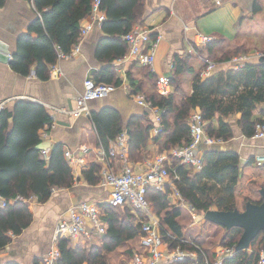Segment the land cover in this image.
<instances>
[{
  "label": "trees",
  "instance_id": "obj_1",
  "mask_svg": "<svg viewBox=\"0 0 264 264\" xmlns=\"http://www.w3.org/2000/svg\"><path fill=\"white\" fill-rule=\"evenodd\" d=\"M7 0H0V8ZM40 18L32 27L36 38L24 35L18 42L12 69L22 75H29L36 65V73L40 78L48 76V66L54 64L60 54L68 55L72 47L78 44L81 37V22L90 15L93 0H31ZM142 0H102V8L106 12V29L109 24H118L123 35L132 30L137 20L136 10ZM223 41L209 43L203 48L201 56L204 67L205 60L217 63L215 74L202 79L199 73L192 83L193 92L187 97L177 99L176 93H181L177 79L186 67L187 58L178 59L174 63V77L170 78L175 86V95L162 97L152 93L148 100L162 111L163 128L157 138L162 150L171 147L186 146L190 141L188 118L193 110L202 113L206 122L218 120L219 127L208 128L210 137L229 142L233 138L232 127L225 120L239 115L238 126L244 136L252 138L256 126L264 123L261 118H255L258 106L264 105V63L259 59L249 60L239 69H224L234 57L248 54L243 47L222 52L218 57L215 48L222 49ZM198 49V48H197ZM202 51V52H203ZM188 68L186 72H191ZM96 80V79H95ZM99 83H117L104 77L96 80ZM131 86L135 87L132 83ZM133 88V87H132ZM137 89L132 93L138 94ZM218 118V119H217ZM14 126L9 130V120ZM100 141L107 149L109 143L115 140L123 131L119 114L105 108L92 115ZM51 119L41 105L20 101L13 111L5 109L0 116V197L7 202L5 209L0 208V249L9 245L12 236L20 235L33 220L29 203L24 200L36 197L39 203H46L56 189H70L74 177L69 164L63 157V146L57 145L51 152L49 161L41 158L38 132ZM152 127H143L140 123H132L127 128L129 137L130 160L138 159L139 152L149 140ZM171 180L180 197L200 214L209 210L243 212L248 202L260 205L263 202L260 189L264 188V165L259 167L254 159L243 166L240 156L233 151L220 150L211 147L204 154V166L201 171L193 173L184 166L175 164ZM101 168L94 166L85 177L91 184H98ZM175 174L178 179H175ZM170 187L166 191L150 190L147 194L149 203L160 217L164 239L170 248L193 249L182 242L186 239L183 227L179 221L182 209L169 200ZM103 220L107 231L102 236L100 245L89 248H74L69 240H61L59 249L61 258L57 264H109V256L127 242L139 238L143 224L146 221L143 213H134L127 206L114 208L108 203H102ZM209 223V222H206ZM170 232L176 240L170 239ZM242 230L234 228L227 233L228 244L236 246ZM264 235L258 236L251 245V251L238 253L234 258L227 259L224 264H260ZM196 244L195 241H192Z\"/></svg>",
  "mask_w": 264,
  "mask_h": 264
},
{
  "label": "crops",
  "instance_id": "obj_2",
  "mask_svg": "<svg viewBox=\"0 0 264 264\" xmlns=\"http://www.w3.org/2000/svg\"><path fill=\"white\" fill-rule=\"evenodd\" d=\"M262 12V0H142L136 10L137 20L132 29L136 26L145 28L150 32L152 40L161 37L152 67L141 66L129 57L128 45L123 40L120 25L111 23L105 29L104 23L92 24L89 15L81 22V28L92 24L93 29L79 40V52L58 58L54 64L48 66V76L40 78L36 73V65L32 67L29 75H22L15 72L10 63L22 36L37 37L32 27L40 18V14L31 0H7L4 7L0 8V41L8 45L11 59L8 63L0 60V103L5 102L9 111H13L20 101L41 105L45 109L51 123L38 132L40 150H49L51 155L53 149L61 145L63 149L76 153H81L83 147H87L89 152L84 165L70 167L74 177L72 188L56 189L46 203H39L36 199L28 202L33 214L32 223L20 235L12 236L9 245L0 249V264H43L44 258L55 247L54 237L58 223L68 215L71 207L87 201L101 203L109 198L110 189L103 186L102 182H88L85 172H89L94 166L100 167L101 170L107 166L103 152L109 151L111 147L115 148L114 142L117 138L110 141L106 149L100 141L92 115L105 108L115 110L121 119L122 132L126 133V128L132 123H140L144 128L152 127L147 144L138 153L140 157L130 160L129 156L130 164L135 170H144L157 155L168 150H162L157 143L160 135L157 129L160 125L156 122L155 115L131 96L134 94L132 89H137L138 95L147 99L152 93L158 94V79L174 77V68H170V63L174 65L178 59L187 58L188 64L183 68L182 74L177 76L182 91L180 94L176 93L171 81L169 96L176 93L179 100L183 96L191 95L193 79L199 71L201 77L204 68L201 56L204 55L205 46L195 47L197 34L211 36L215 42L223 41V50L214 49L218 57L223 56L222 52L243 47L249 51L252 60L260 58L259 55H264L263 49H252L242 43L232 47L231 42L240 39L239 28L255 18L258 20L257 14ZM149 46L150 43L144 46V53L149 51ZM224 66L226 70L232 69L230 62ZM188 68L191 72H186ZM89 77L96 80L104 77L119 86L107 97L91 101L89 115L77 117L70 112L76 109V99L83 92L84 81ZM132 83L135 87L131 86ZM255 118L264 121V105L258 106ZM239 119V115H234L225 120L232 127V140L211 147L236 152L243 166L249 160L264 156V138L253 139L244 136L238 126ZM13 126V119H10L9 130H12ZM210 126L217 129L218 120L213 123L206 122L208 136ZM211 147L201 145L200 151L205 154ZM110 162L116 171L123 168L118 159H112ZM176 190L172 183L169 199L172 204L182 207L180 196L175 194ZM101 238L102 236L94 234L90 242L81 240L72 242L71 245L74 248H89L100 245ZM139 245V238L127 242L110 254L109 264H127L133 253L139 249ZM130 250L132 254L127 260L125 258L130 255L127 251Z\"/></svg>",
  "mask_w": 264,
  "mask_h": 264
},
{
  "label": "built area",
  "instance_id": "obj_3",
  "mask_svg": "<svg viewBox=\"0 0 264 264\" xmlns=\"http://www.w3.org/2000/svg\"><path fill=\"white\" fill-rule=\"evenodd\" d=\"M92 24H102L106 21V13L102 8V0H93L90 16ZM88 24L81 28V37L86 36L92 29L93 25ZM160 36L152 40L150 32L143 27L136 26L129 33L123 36V40L128 45L129 57L141 66L152 67L155 62V51L160 41ZM214 38L203 34H197L194 40L195 47L206 46L212 43ZM79 43V42H78ZM150 43L149 51L143 52L146 44ZM79 52V44L75 45L71 53L68 55L60 54L59 58L69 57ZM259 55L258 57H261ZM11 59V58H10ZM252 59L249 54H241L234 57L230 61L232 69H239L246 62ZM206 66L201 72V77L208 78L217 68V63L212 60H205ZM173 69V63H170ZM171 89V79L168 77H160L157 82V92L162 97H168ZM117 87L111 84L99 83L92 77L84 81V90L76 99L77 107L70 113L82 116L89 115V103L107 97L115 92ZM137 102L155 115L156 122L160 125L157 129L159 133L162 123V111L154 103L143 95L132 94ZM6 108V103H0V116ZM52 125V124H51ZM190 128V141L186 146H176L165 153L157 155L144 170L137 171L130 164L129 160V137L126 132H122L115 140L116 147H111L109 151H104V159L107 166L101 170L102 185L110 189L109 198L104 202L87 201L71 207L68 215L62 218L57 226L54 243V249L44 258L43 264H57L61 258L59 242L61 240H69L71 242L92 241L94 234L103 236L107 231V225L103 220L102 203H108L114 208L128 207L134 213H143L147 218L143 224L142 233L139 236L140 247L137 249L127 264H224L227 259L234 258L237 253L235 246L225 244L218 251L210 256L198 244L183 239L182 242L189 244L193 249L188 250L181 248H170L169 243L163 236V230L160 219L154 214L153 207L149 203L147 194L150 190L166 191L167 187H172L171 175L174 171L175 164L190 169L193 173L199 172L204 166V153L200 151L201 145L214 146L224 141L210 137L206 134V121L200 111L194 110L188 118ZM264 138V123L256 126V133L253 139ZM89 149L83 147L81 153L64 149L63 157L71 168L82 166L86 162V155ZM41 158L49 161L50 151L41 150ZM112 159H118L123 168L116 171L111 165ZM257 166L264 165V156L254 159ZM174 173V172H173ZM175 179H178L175 174ZM173 193V192H172ZM171 194V193H170ZM180 196L178 191H175ZM171 196V195H169ZM37 198L32 197L24 200L18 196L17 200L30 202ZM182 207L191 215L192 227H196L205 219L202 214L196 211L192 206L188 205L181 197ZM7 202L0 197V208L5 209ZM170 239L176 240V237L170 232H166ZM249 251H251L249 249ZM260 264H264V255L261 252Z\"/></svg>",
  "mask_w": 264,
  "mask_h": 264
},
{
  "label": "rangeland",
  "instance_id": "obj_4",
  "mask_svg": "<svg viewBox=\"0 0 264 264\" xmlns=\"http://www.w3.org/2000/svg\"><path fill=\"white\" fill-rule=\"evenodd\" d=\"M263 2L264 0H262V3ZM257 17L259 21L255 18V20L246 23L238 29L240 39L231 42L232 47H236L242 43L252 49L261 48L264 50V12L257 14ZM249 34H251V36ZM176 207H180L182 209V216L179 221L183 227V233L187 240L190 242L195 241L196 244H198L212 257L220 247L228 244V240L226 239L228 232L225 228L212 223L205 222L204 224L203 220L196 225V227H192L190 213L188 211L186 212L181 206L176 205ZM153 212L160 219V217L155 213L154 207ZM129 252L130 255L125 258L127 260L131 256L132 250L127 251V253Z\"/></svg>",
  "mask_w": 264,
  "mask_h": 264
},
{
  "label": "water",
  "instance_id": "obj_5",
  "mask_svg": "<svg viewBox=\"0 0 264 264\" xmlns=\"http://www.w3.org/2000/svg\"><path fill=\"white\" fill-rule=\"evenodd\" d=\"M11 55L8 45L0 41V60L8 63ZM260 63H264V55L259 59ZM263 202L260 205L248 202L243 212L239 210L234 211H218L209 210L202 213L206 222L221 226L227 232L234 228L242 230V235L235 246L236 253L245 252L251 248L253 241L264 235V188L260 189ZM262 252L264 255V240L262 245Z\"/></svg>",
  "mask_w": 264,
  "mask_h": 264
}]
</instances>
